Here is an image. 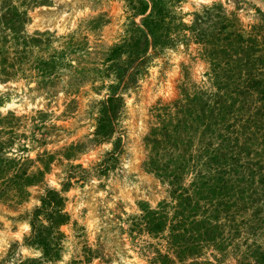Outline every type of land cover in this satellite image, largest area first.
<instances>
[{
	"label": "rangeland",
	"instance_id": "1",
	"mask_svg": "<svg viewBox=\"0 0 264 264\" xmlns=\"http://www.w3.org/2000/svg\"><path fill=\"white\" fill-rule=\"evenodd\" d=\"M158 1L175 12L185 30L171 46L155 52L150 48L134 82L123 89L106 60L133 23L141 24L142 16H132L129 0H11L26 13L23 34L40 39L31 59L57 55L62 66L51 79L26 67L27 77L0 81V117L12 114L16 119L12 157L30 159L32 172L46 170L42 184L27 188L20 204L0 200V264H155L156 252L169 251L167 233L149 235L139 222L141 206L156 209L172 201L168 181L155 165L185 151L161 135L158 115L169 107L175 121L174 101L196 90L210 92L216 80L220 87L239 74V83L248 72L264 77V0ZM194 22L215 38H197L191 31ZM230 33L231 41L224 39ZM110 86H117L122 105L111 137L96 142L100 102ZM236 126L237 147L248 146L245 162L258 170L255 150L261 142L248 130L244 140L246 130ZM198 144L194 134L189 152ZM191 178L187 172L181 183L187 185ZM48 189L63 197L70 219L59 228L60 251L52 260L28 241L29 221ZM214 255L207 249L202 258L217 264ZM223 262L236 264L231 257Z\"/></svg>",
	"mask_w": 264,
	"mask_h": 264
},
{
	"label": "trees",
	"instance_id": "2",
	"mask_svg": "<svg viewBox=\"0 0 264 264\" xmlns=\"http://www.w3.org/2000/svg\"><path fill=\"white\" fill-rule=\"evenodd\" d=\"M129 1L132 16H142L141 24L133 23L131 33L110 50L106 60L109 73H114L118 83L123 82V89L134 82L150 48L155 52L171 46L185 30V25L166 3ZM26 21V13L20 12L11 0H0L1 82L21 75L27 77L26 67L37 71L43 79H51L62 66L57 55L47 60L31 59L40 39L23 34ZM200 27L197 22L193 23L191 31L197 38L214 36L213 32L203 33ZM229 36L231 33L224 35V39L231 41ZM243 77L239 83L242 78L239 74L231 83L220 87L216 80L210 92L196 90L183 94L174 101L175 121L169 107L158 115L163 124L161 135L172 145L183 146L185 151L178 153L173 161L155 165L159 176L168 181L172 201L160 203L156 209L140 207L139 222L147 234L167 233L169 251L156 252L155 264H215L203 260L207 249L216 254L217 264H224L226 257L233 258L236 264H264V77L261 72H248ZM116 87L110 86V94L100 102L94 131L96 142L106 141L113 134L114 120L122 105V97L114 91ZM237 112L243 113L246 119L237 116ZM14 120L12 114L0 117V200L11 198L20 204L28 196L27 188L42 184L46 170L37 168L32 172L28 167L32 163L30 159L12 157ZM237 124L246 130L242 132L244 140L248 130L261 142L255 150L258 170L250 169L245 162L248 146L242 150L237 147ZM194 134H198L199 144L189 152ZM187 172L192 178L185 185L181 179ZM40 203L29 221L28 241L41 247L44 257L52 260L60 251L63 235L59 228L70 219L59 192L46 190ZM21 264L42 262L26 260Z\"/></svg>",
	"mask_w": 264,
	"mask_h": 264
}]
</instances>
